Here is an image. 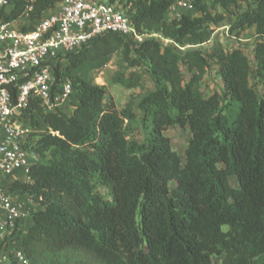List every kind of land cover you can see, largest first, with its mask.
Instances as JSON below:
<instances>
[{
	"label": "trees",
	"instance_id": "16d2710c",
	"mask_svg": "<svg viewBox=\"0 0 264 264\" xmlns=\"http://www.w3.org/2000/svg\"><path fill=\"white\" fill-rule=\"evenodd\" d=\"M63 1L11 0L0 21L36 23ZM91 1L121 5L138 33L157 37L134 44L105 33L59 57L55 83L70 79L73 95L65 112H46L39 99L23 110L44 132L26 146L41 156L30 181L7 184L37 205L13 241L29 264H264V0L243 11L241 0H196L199 15L174 20L172 0ZM219 8L235 16L233 38L256 28L253 65L238 47L199 49L226 21ZM116 55L133 71L114 84L138 89L145 75L154 84L140 117L94 82ZM210 62L222 95L201 91ZM175 126L191 132L184 164L165 134Z\"/></svg>",
	"mask_w": 264,
	"mask_h": 264
},
{
	"label": "built area",
	"instance_id": "2783aa9c",
	"mask_svg": "<svg viewBox=\"0 0 264 264\" xmlns=\"http://www.w3.org/2000/svg\"><path fill=\"white\" fill-rule=\"evenodd\" d=\"M10 1L0 0V13ZM195 5L196 0H172L167 18L197 16ZM105 33L126 36L134 44L157 37L138 33L121 5L91 0H64L29 31L19 30L16 22L0 21V264H29L22 249L10 252V243L19 236L32 209L13 195L7 184L18 175L19 180L30 181L29 170L41 156L26 146L44 131L26 123L23 110L39 99L46 112H65L73 88L68 78L58 86L55 83L54 67L65 66L59 57L80 50ZM107 66L94 72L95 76Z\"/></svg>",
	"mask_w": 264,
	"mask_h": 264
},
{
	"label": "rangeland",
	"instance_id": "374dc122",
	"mask_svg": "<svg viewBox=\"0 0 264 264\" xmlns=\"http://www.w3.org/2000/svg\"><path fill=\"white\" fill-rule=\"evenodd\" d=\"M254 0H241L239 2V7H241L240 11L248 10L251 5H253ZM211 4V0L208 1ZM211 12H214L211 10ZM216 13L222 14L225 13L226 21L222 24L221 27L216 28L212 27L214 33L212 35V39L209 43H207L204 47L199 48L203 51H209L216 46L223 45L226 49L238 47L240 48L244 54L249 58L250 63L253 65V58H252V48L255 44V36H253L252 32H247L244 36L240 38H233L230 34L229 27L234 23L235 16L234 14H230L225 12L223 9L219 8L215 10ZM35 20H30L29 18L21 19L20 21L16 22L18 27H25L30 28L33 27ZM111 67L102 73H100L99 77L93 75V79L96 85L105 87L107 90V98L110 96L115 101L118 109L125 108L128 104H132L136 109L137 116L140 117L141 112L137 108V104L139 100L153 92L154 84L149 76L145 75L142 78L141 87L134 90H127L120 85H116L112 82L113 77L117 73H122L128 76L133 69L128 65L124 64L121 57L116 55L112 59ZM143 71V69H141ZM184 71V69H183ZM201 91L206 95L210 96L214 93H218L222 95L223 93V82L218 75V66L215 62H210L208 67V72L206 77L204 78L203 82L201 83ZM258 94H261V90H257ZM166 136L171 139L173 149L180 154L182 157V164L185 163V151L187 149L188 143L191 139V132L189 127L181 128L179 126L171 127L166 131ZM138 139H142V134L139 132L137 134ZM231 185L233 187H237V183L235 179H230ZM173 187V184H171ZM105 190H102L104 193ZM214 264H222V258L215 257Z\"/></svg>",
	"mask_w": 264,
	"mask_h": 264
},
{
	"label": "crops",
	"instance_id": "0c3cea01",
	"mask_svg": "<svg viewBox=\"0 0 264 264\" xmlns=\"http://www.w3.org/2000/svg\"><path fill=\"white\" fill-rule=\"evenodd\" d=\"M222 14H225V13H222ZM248 31L249 32H252L253 36H255L256 28L253 27V28L247 30L246 32H244L241 35V37L244 36V34H246ZM111 65H112V62H110V64H108L107 68L109 69L111 67ZM107 68L105 70H107ZM93 75H95V74L93 73ZM19 177H21V176L18 175L16 177L10 179L8 181V184L11 183V182H13V181H15V180H19ZM18 198H19V200L21 202L25 203L28 208L32 209V213L33 214L37 211V209H36L37 205L35 203H32L31 200L28 199L27 196H25V195H19ZM33 214L31 215L30 218H28L25 221V223H24V225H23V227L21 229V232L19 234V237L20 238L23 237L27 233L28 229L32 226V223H33ZM21 246H22V242L20 240H18V239L14 240L10 244V252L13 253L16 249H19Z\"/></svg>",
	"mask_w": 264,
	"mask_h": 264
}]
</instances>
